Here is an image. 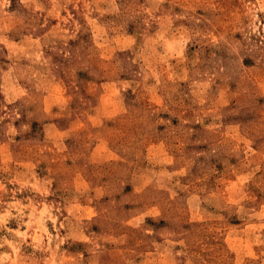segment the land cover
I'll return each mask as SVG.
<instances>
[{"label": "rangeland", "instance_id": "rangeland-1", "mask_svg": "<svg viewBox=\"0 0 264 264\" xmlns=\"http://www.w3.org/2000/svg\"><path fill=\"white\" fill-rule=\"evenodd\" d=\"M0 264H264V0H0Z\"/></svg>", "mask_w": 264, "mask_h": 264}]
</instances>
